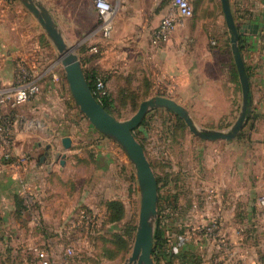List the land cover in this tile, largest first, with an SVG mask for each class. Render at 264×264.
I'll use <instances>...</instances> for the list:
<instances>
[{"label": "crops", "instance_id": "crops-1", "mask_svg": "<svg viewBox=\"0 0 264 264\" xmlns=\"http://www.w3.org/2000/svg\"><path fill=\"white\" fill-rule=\"evenodd\" d=\"M230 1L235 21L243 32L241 48L250 80L252 110L243 132L235 140L206 142L200 147L202 152L209 154L206 170L202 166L196 167L191 181L184 179L181 185L183 188L179 190L181 195L176 204L177 211L174 212L167 206L165 208L162 222L164 235L169 236L171 243L172 238H179L178 245L173 243L175 247L173 251L185 264V259L191 262L193 257L198 262L194 260V264H205L199 258L201 255L202 258L211 257L214 264H241L242 261L243 264H248V251L252 254L250 260L264 264V214L257 207L259 197L264 196V0ZM170 2V0H129L127 5L128 12L131 13L130 21L141 28L136 29L135 26V30L127 31L119 23L120 20L116 21V16L109 39H105L100 33L101 20L94 9L99 19L97 31L89 34L87 29L82 39L77 40V46L82 47L80 58L84 69L87 72L95 71L103 74L111 90L113 89L111 77L114 80L124 79L125 82L129 77L130 79L139 77L142 73V67L132 69L131 63L121 55V48L124 47L128 34L135 33L136 39L133 41L144 56L143 71L152 79H158L161 91L164 89L173 91L174 96L171 99L187 108L194 119L189 106L197 89L195 80L206 72L202 60L199 59L201 53L199 48L203 50L208 48L210 44L208 34L218 33V37H221V33H226L224 28H227V25L224 13L220 14L217 11L215 20H210L208 30L203 24L198 26L199 39L194 49L191 36H187L192 30L187 19L166 44L155 47L151 41L152 34L167 14ZM7 13L5 21L0 24V90L4 92L12 90L16 64L22 60L37 78L42 92L28 103L15 108L8 105L5 108V113L11 115L14 120L13 155L16 159L29 156L31 161L23 169H16L4 161L3 152L0 150V201L2 199L3 206L10 205V200L16 193L12 188L18 184L21 186L19 189L21 195L37 192V196L43 200L40 205L47 204L45 198L48 195L50 197V194L45 196L44 187L48 188L49 179H52L55 173H64L69 169L79 171L87 169L83 174L81 173L84 176L83 198L79 202L81 208H85L86 212L94 216L98 222L106 218L108 202L122 203L127 212L134 199L136 186L130 181V169L124 168V159L118 155L115 144L92 128L90 123L83 127L84 134L78 131L72 123V119H75L79 113L78 108H74L72 104H69L71 107L66 106L64 101L66 93L62 92L59 84L53 80L55 77L53 78L50 71L53 62L48 61L44 56L42 47L45 45L42 44V39L38 40L36 28L21 30V28L25 29L23 25L26 21L22 9L12 6ZM70 31L73 32V29ZM67 37L74 41L77 39L68 34ZM218 41L225 49L228 48L226 38ZM94 49L97 52L93 51ZM201 54L209 55L204 52ZM206 61H210L209 58L206 57ZM207 67L209 68V62ZM210 67L214 72L218 70L213 64ZM230 76L232 81L229 82H233V85L229 88L224 86L228 79L220 80L221 87L230 93L223 97V93L215 90L212 93L213 98H209L207 103L210 112H213V117L216 119L218 116V121L232 115L241 104L238 103L239 91L242 99L240 81L234 80V73ZM213 80L217 89L219 81L216 78ZM236 82L240 90L237 89ZM152 92V97L162 93L157 92L156 95ZM62 94L63 99L60 97ZM165 112L158 110L150 113L149 116H157ZM236 120L234 122L229 120L223 130L230 129ZM196 124L199 125L197 122ZM70 131L72 134L66 133ZM151 134L152 131H148L143 137L148 140ZM64 138H70L72 142L71 149L66 152L62 146ZM169 141L172 143V139L166 137L158 141V146L156 142L154 143L159 150L158 160L166 164V172L171 170V165L173 166L170 163ZM148 151L157 155V151L151 152L149 149ZM58 153L64 156L63 166L60 162H55ZM212 156L214 160L209 161ZM124 170H127V173ZM173 171L177 173L174 166ZM175 193V187L171 185L162 189V194L166 197H172ZM42 207L41 210L44 211ZM215 219L222 224L224 241L231 247L238 239L245 241L239 243L237 247L234 246V250H231L232 248L220 250L219 244L204 242L198 230ZM242 223L254 225V246L248 245V238L245 236L237 238L235 235L237 225ZM114 227L112 226L111 230ZM190 231L194 232L193 235ZM39 234L42 235L41 232ZM191 236L197 238L200 243L194 249L200 250L199 256L195 253L193 255L194 250L189 248L188 238ZM202 244L209 246L204 248Z\"/></svg>", "mask_w": 264, "mask_h": 264}, {"label": "rangeland", "instance_id": "rangeland-1", "mask_svg": "<svg viewBox=\"0 0 264 264\" xmlns=\"http://www.w3.org/2000/svg\"><path fill=\"white\" fill-rule=\"evenodd\" d=\"M42 1L53 14L56 22L62 29L68 44L71 47H75V53L80 57V49L82 47L77 46V40L82 39L87 29L89 34L95 33L99 23V19L94 12L93 0ZM188 1L193 9V17L187 21L190 23V28H192L191 33L189 35L187 34V36H191L190 38L194 42L195 49V45H197L196 41L199 39L198 26L203 24L204 28H207L208 30L210 26V20H215L216 12L218 11L220 14H222L223 11L221 0ZM111 2L117 11L116 21L120 20L119 23L124 26L125 30L133 31L135 28H141L138 24H134L132 21H130L131 13L128 12L127 5L129 0H111ZM13 6L22 9L23 15L26 16V21L23 25L25 29L21 28V30H33V28H36L38 40L42 39V44L45 45V47H42L43 54L46 58H48V61L52 60V70L58 76L57 83L60 86L59 88L62 89V92L65 91L64 93H66V98H64V101H66V106L68 105V107H71L69 104H72L74 108H78L79 113L75 119H72V123L75 125L78 131H81V134H84L83 127H85L86 124H89V121L81 113L79 107L73 100L68 83L66 81L65 71L62 65L58 62L59 58L57 50L48 39L45 32L39 26L37 21L32 17V15L26 11L19 2L18 4L13 3ZM222 20H224L223 17ZM71 29H73V32L70 31ZM224 30L226 33H221V37H218V33L208 34V38L210 40L208 48L204 50L201 47L199 48L201 49V53L204 52V54L207 53L209 55L206 56L202 55L201 53L199 55V59L202 60V65L206 72L200 74V76L195 80V83H197V89L194 99L191 102V106L189 107H191L190 109L193 112V117L199 124L198 126L200 129L223 130L225 124L229 123V120H231V122L236 120L242 105L241 92L239 91L240 99L238 103H241L239 107L233 112L232 115L226 118L222 117L225 118V120L218 121V116H216V119L213 117V112H210L209 104H207L209 98H213L212 93H214L215 90L222 91H218V93H223V97L230 93L228 90H225L221 87V79H228L224 85L226 88H229L233 85V82H229L232 81L230 80V74L232 73H234V80L239 82L238 75H235L236 69H234L235 63L230 46V35L226 27ZM210 33H212L211 29ZM67 34L74 36V38L77 37L76 41L69 39ZM223 38H226V43H228L227 49L223 47V44H219L218 40ZM134 39H136L135 33L131 32V34H128L127 39L125 40L126 43L124 47L121 48V55L126 61L131 63L130 67L132 69L142 67V69L140 68L142 70L141 75L139 74V77L131 79L129 77L127 80H125V82L124 79L116 78L114 80L111 77V88L113 86V89L111 90L113 92V97L115 98V108L113 107L111 111L115 115L114 117H117L116 119L121 121H125L133 117L138 111L140 105L144 101L152 98V89H154L152 92L154 94L157 92H162L165 95H168L170 98L174 96L173 91H168L165 89L161 91L158 85V79H152L149 77V74L146 75L145 71H143L144 56L140 53L141 49L135 44L133 41ZM206 57L210 60L208 61L209 68L207 67L208 62L206 61ZM211 64L216 66L218 70L215 72L212 71L213 68L210 67ZM214 78L219 81L217 84V89L214 87L216 85L213 80ZM238 86L239 85H237V89L240 90V87ZM60 97L63 99V94ZM149 128V131H152V136L149 137L148 140H144V137L138 131L136 132L138 139H136L140 144L142 143L145 146L147 158L152 165V169L156 178H164V169L163 166L159 165V150L156 149V146H158V141L166 137H170V139H172V143L169 141L170 163L173 164L174 168L176 167V172L180 173L183 176V179H188V182H190L192 173L195 172L196 167L198 168L199 166H202V168H205L206 170V160L208 159L207 156L209 157V154L208 152H202L200 149V147L203 146V144H206V142L191 134L186 124L185 127L182 126L181 128V126L177 124V121L171 114L162 113L161 115L159 114L149 120ZM66 133L72 134L71 131ZM110 142L113 141L111 140ZM155 142L157 144L156 146H154ZM114 144L116 146L118 155H120V158L124 159L125 165L127 164L126 166L124 165V168L130 169V176L133 174L134 182L132 183L134 186H136L134 190V199L131 201L128 207L125 220L120 225H118V231H124V233L127 225L135 228L133 239L130 240L128 252L126 250L127 248L122 246L120 243L115 244L114 241L112 244L111 236L113 231L111 230V226L108 227V225L105 227L103 226V221L98 222L97 220H90L87 224L82 223L83 221H80L81 217L79 218V216L81 214V210L86 211L85 208H81L79 203L82 201V193L84 188V176L81 175V173L83 174L87 169H82L80 171L69 169L64 173H55L53 178L49 179L50 183L48 182V188L45 189L46 186L44 187L45 196L50 194V197L48 195V197L45 198V201H48L47 204L40 205V202L42 203L43 200L37 196V192L32 191V197L34 196L35 201V204H32V206L30 204V200L27 199L28 196L21 195L19 193V189H21L19 184L12 188L16 191V193L12 196L10 205L4 207L1 199L0 264H39V252L41 251H46L48 253L49 264H126L127 260L132 254L134 246L139 223L141 199L137 188L135 171L125 152L116 143ZM147 149H149L151 152L157 151V155L151 154ZM211 160H214L213 156L211 159H209V161ZM173 166L171 165L170 170L172 174H174L175 171H173ZM124 171L127 173V170ZM22 205H24L26 208L27 206H32V209L34 208L35 212L40 216L41 227L36 225L28 211H25L23 216H19L18 212ZM41 206L44 207V211L41 210ZM160 211L161 208L159 209L158 207V230L162 228L161 217L159 213ZM39 231L42 233V235L39 234ZM116 231L117 230H115V232ZM193 233L194 232H192V235ZM235 235H237V238L240 236H245L248 238V245L251 244L254 246L255 228L252 223L238 224L235 229ZM166 239L169 241L168 238ZM173 239H175V242H173ZM178 240L179 238L175 237L172 238V243H168L167 248H165L168 251V261H162V264H185L183 259H179V257L176 256L178 257L177 259L173 255V249L175 248L173 243L178 245ZM197 240L198 239L194 238V236L188 238L190 250L193 251L195 247L197 248V245H200L199 241ZM244 241V239H238L236 243L233 242L232 247L229 244H226L225 247L220 245L218 246L220 250H223L222 248L227 250L232 248L231 250H234V246L237 247L240 245L239 243ZM204 242L216 243L207 240ZM202 245H204V248L209 246L206 244ZM69 250H72V252L68 253ZM194 253L199 256L200 250H194L192 254L194 255ZM251 255V251H248L247 263L260 264L257 261L253 262L250 260L252 259ZM173 258L176 259L173 260ZM199 258H201V261L205 264H214V260L212 261L211 257L202 258L201 255ZM194 260L197 262V259L194 257L192 258L191 262L188 259H185V262L186 264H191L192 262L194 264ZM155 264L157 263L155 262ZM241 264H243V261Z\"/></svg>", "mask_w": 264, "mask_h": 264}, {"label": "water", "instance_id": "water-1", "mask_svg": "<svg viewBox=\"0 0 264 264\" xmlns=\"http://www.w3.org/2000/svg\"><path fill=\"white\" fill-rule=\"evenodd\" d=\"M17 1L37 21L57 50L58 62L65 71L69 90L81 113L98 133L116 143L127 155L136 174L141 206L132 254L126 264H155L153 253L158 232L159 187L145 149L136 139L134 131L141 126L150 113L165 110L178 116L186 124L189 132L204 142H232L241 135L252 110V99L250 80L239 46L243 32L235 21L231 1L221 0V5L241 85L242 105L236 122L227 130L200 129L187 108L171 98L162 96H154L144 101L136 114L128 120L116 119L102 107L93 94L81 58L75 53V47L68 44L62 29L45 3L42 0ZM62 146L65 152L70 150L71 139L64 138ZM62 158H64L63 154L58 153L55 162H60L63 166Z\"/></svg>", "mask_w": 264, "mask_h": 264}, {"label": "built area", "instance_id": "built-area-1", "mask_svg": "<svg viewBox=\"0 0 264 264\" xmlns=\"http://www.w3.org/2000/svg\"><path fill=\"white\" fill-rule=\"evenodd\" d=\"M13 1V2H12ZM16 3L15 0H0V24H2L7 17V12L10 7ZM93 5L96 13L100 17L99 31L105 39L111 37L114 20L117 16V11L113 3L109 0H93ZM193 17V9L188 0H171L170 7L167 14L161 20L158 27L152 34V45L155 47H161L166 44L175 31L183 25V23ZM93 51L97 52L96 49ZM53 74V80L57 82V74L50 68ZM95 84V97L100 102L110 96L109 83L101 77H97L94 81ZM41 85L33 72L28 68L27 64L19 60L16 64V69L13 78V88L10 92H4L0 90V150L3 152V158L6 163L16 169H23L30 162L29 156H23L16 159L13 155V147L15 143V131L14 120L11 115L5 113V108H15L21 104L30 102L37 98L41 94ZM162 97H166L164 93H161ZM27 199L30 200V204L34 205V196L32 192L27 194ZM32 205V206H33ZM32 206H27L26 211L30 213L33 221L38 227H41L40 216L35 212ZM257 207L264 214V196L259 197L257 201ZM82 223L87 224L88 221L96 220L94 216L86 211H81L79 218ZM81 223V224H82ZM40 229V228H39ZM194 231V228H193ZM200 235L204 240L213 241L220 246L225 247L228 243L224 241L222 224L218 220H212L209 224L201 227L199 230ZM169 237V236H168ZM166 236V238H168ZM169 239V238H168ZM170 242V239L168 241ZM69 250L68 253H71ZM39 264H49V255L46 251L39 252Z\"/></svg>", "mask_w": 264, "mask_h": 264}, {"label": "trees", "instance_id": "trees-1", "mask_svg": "<svg viewBox=\"0 0 264 264\" xmlns=\"http://www.w3.org/2000/svg\"><path fill=\"white\" fill-rule=\"evenodd\" d=\"M15 1L18 4V1L17 0H15ZM239 46H240V49L242 52L241 38L239 41ZM82 66L84 68L83 63H82ZM234 69H236V66L234 67ZM84 71H85L87 80L89 82V85L91 87V90L94 94L95 93L94 81L96 80V78L101 77L105 81H107V79L103 74H100L99 72H95V71L87 72L85 69H84ZM235 75H238L237 70H235ZM148 98H146V99H148ZM101 105L108 113H110L112 116H115L111 111L113 107L115 108V98L113 97L112 91L110 92L109 98H106L103 101H101ZM165 113L171 114L173 116V118H175V120L177 121V124H179L181 126V128H182V126L185 127L184 122L178 116H176L175 114L168 112V111H166ZM154 117L155 116H147L145 118L144 122L141 124V126L134 131V135L137 139H138V137L136 136V132L137 131L140 132L142 134V136L145 135V133H147L150 130L149 120L154 118ZM144 140H146L145 137H144ZM141 145L145 149V146L142 143H141ZM146 152L147 151L145 149V153ZM159 165L163 166V169H164V178H157L158 187H159V204H158V207H159V209L161 208V211L159 213H160L161 223H162L164 220L163 217H164V212H165L166 206L168 208H170L171 210H173L174 212L177 211L178 208H177L176 204H177L178 199L180 198V195H181L179 190H180V188L181 189L183 188V186H181V185L184 182V179L182 178L183 176L180 173L172 174L170 172V170H168V172H166V164H164V162L160 161ZM130 181L134 182L133 174H131V176H130ZM167 185H169V186L171 185V186L175 187L176 193L172 197H166L162 194V189L165 188ZM106 208H107V215H106V218L103 220V226L106 227L109 225L108 227L115 226V227L119 228L118 225H120L125 220V216H126V210H125L123 204L120 202H117V201L108 202L106 204ZM25 211H26V207H24V205H22V207H20V210L18 212L19 216L20 217L23 216ZM115 227L112 230L113 231V234L111 236L112 237V244L114 243V241H115V244L120 243L122 246L127 248L126 250L128 252L130 240L133 239L135 228L130 226V225H127L125 233H124V231L123 232L118 231V229ZM115 230H117V231L115 232ZM167 245H168V241L165 238L164 231L162 228H160L156 234L155 250L153 253L154 261L157 264H162V261H168V257H167L168 251H167V249H165V248H167ZM173 253H174L173 255L176 257L177 256L176 253L174 251H173ZM176 258L178 259V257H176ZM176 258H173V260Z\"/></svg>", "mask_w": 264, "mask_h": 264}]
</instances>
